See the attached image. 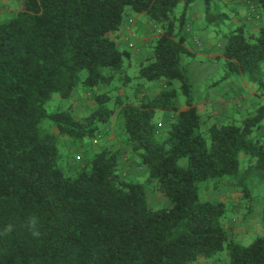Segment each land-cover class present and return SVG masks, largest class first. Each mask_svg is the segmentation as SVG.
Listing matches in <instances>:
<instances>
[{
  "label": "trees",
  "instance_id": "1",
  "mask_svg": "<svg viewBox=\"0 0 264 264\" xmlns=\"http://www.w3.org/2000/svg\"><path fill=\"white\" fill-rule=\"evenodd\" d=\"M195 1L22 0L13 17L0 20V264H191L224 251L231 264H264V232L247 245L229 238L223 225L229 207L201 200L198 186L233 181L241 151L264 171V136L258 135L264 128V25L257 33L230 29L221 57L226 72L220 81L257 85L256 108L241 124L206 128L185 74L193 56L188 10ZM202 1L206 26L219 33L229 14L217 7L219 0ZM255 9L264 23V0ZM131 13L156 28L152 53L134 76L126 73L131 53L117 44ZM133 81L134 102L113 99L116 86ZM159 81L165 88L147 94V85ZM173 81L181 82L184 110L176 109V90L167 88ZM79 87L92 93L95 107L87 115L77 118L70 104L48 111L54 94L65 102ZM156 111L172 116L163 140L156 136ZM113 117L120 144L101 146L74 175L66 173L59 137L92 141ZM46 120L57 132L43 127ZM123 154L146 169L145 185L158 189L168 206L150 208L144 184L122 177ZM183 158L186 167L179 165ZM262 205L264 231V198Z\"/></svg>",
  "mask_w": 264,
  "mask_h": 264
},
{
  "label": "rangeland",
  "instance_id": "2",
  "mask_svg": "<svg viewBox=\"0 0 264 264\" xmlns=\"http://www.w3.org/2000/svg\"><path fill=\"white\" fill-rule=\"evenodd\" d=\"M203 2V1H202ZM218 7H220L221 2L216 1ZM22 0H0V20L13 17L16 12L21 8ZM183 8V4H179L178 7L175 9V13L178 14ZM225 13L229 14L228 9H221ZM133 18L137 21L143 22H150L144 15L141 14H132ZM189 16V10H188ZM205 22V21H204ZM151 23V22H150ZM154 25V24H153ZM206 25V23H205ZM226 24L220 27L219 33L215 32V29L209 27L217 34L218 40L222 41L224 44L226 42V34L228 33V29L226 28ZM155 26V25H154ZM137 27V26H136ZM123 28V27H122ZM122 29L119 31L118 35ZM133 36L122 38L119 36L117 38V44L120 50H128L131 53V60L126 65V73L129 76H134L136 74L138 65L141 61V56L136 50L140 47V39L141 35L138 33L136 29L132 31ZM154 38L150 41V46L148 47V53H152V47L154 45L156 39V29L153 31ZM127 39V40H126ZM133 45V49L129 47V45ZM188 47L190 46V40L187 42ZM202 55H197L194 57L187 58L185 61L186 71L185 74L191 84L192 90V98L194 102L197 101V96L204 97V86L203 82L207 83H214L217 82L219 85L218 88H211L207 93L213 99L216 96V91L220 88L223 89L229 81H220L221 78L225 75L226 69L224 66V61L222 59H209ZM135 83L133 81L129 87L118 88L116 86L111 93L113 99L114 97L121 95L122 97L128 96L127 100L129 102H134L136 100V94L134 91ZM158 83V82H153ZM152 84V83H150ZM248 84V83H247ZM118 85V84H117ZM149 85V84H148ZM147 85V86H148ZM172 88L176 90L177 97L175 100V106L178 111L184 110L186 108V96L181 89V82L180 81H173ZM254 89H257V85L249 84ZM122 89V90H121ZM206 93V95H207ZM197 95V96H196ZM92 93L83 89L82 87L77 88L69 98L68 101H62L58 94H54L49 103L47 104L48 111H55L58 109H65L69 104L72 105L74 114L77 118H81L87 115L94 107L95 104L92 102L91 99ZM108 106L114 107V101L110 102ZM197 112L200 116L201 121L204 124V127H209L212 124H228V123H235L241 124V118L237 115L233 117L232 120H223L219 121L216 120L215 117H220L223 114L220 112V109L217 106H198ZM253 111L250 113L252 114ZM170 116L168 119L164 118L163 111H156L154 115V124L158 126L157 128V139L163 140L167 136L168 132V120L171 118ZM164 124L163 127L161 125ZM43 127L47 131L57 132L56 125L49 120H46L43 123ZM259 135V134H258ZM260 136V135H259ZM263 138V137H259ZM121 140L120 128H119V120L116 117H113L109 124L103 128L99 133V136L92 141L85 140L83 143L73 144L70 139L66 136L59 137L58 140V149H59V156H60V163L62 164L64 170L69 175H74L76 169L82 163L83 159L87 158V156L93 154L97 150L100 149L101 146L104 145H119ZM239 159V174L238 176L230 181L232 183L233 190L237 197L235 199L234 204L238 205L241 208V211L245 213L248 209L251 211L252 201L259 200L262 203L264 198V171L256 169L252 167L254 165V160L250 159V157L241 151L238 155ZM179 165L181 167H186L187 161L185 158L179 161ZM120 174L122 177L126 179L135 180L141 184H144L145 193H146V200L147 204L152 209H158L160 207L168 206V200L162 195V193L158 189H152L149 186L145 185V181L147 179L148 173L146 169H140L137 164V161L130 157L128 154H123L121 166H120ZM220 183H213V182H200L198 183L199 186V197L203 201L208 202H223L225 205H229V202L225 199L223 192L221 191ZM231 218V216L229 215ZM259 223H261V217H259ZM234 227V225H231ZM262 226V224H261ZM264 232V231H263ZM232 239L240 243L242 245H247L255 239V236L244 235L242 230H237L235 234H233ZM247 239H251L250 241ZM220 255H224L227 257V253L224 251ZM226 264H231L228 260Z\"/></svg>",
  "mask_w": 264,
  "mask_h": 264
},
{
  "label": "crops",
  "instance_id": "3",
  "mask_svg": "<svg viewBox=\"0 0 264 264\" xmlns=\"http://www.w3.org/2000/svg\"><path fill=\"white\" fill-rule=\"evenodd\" d=\"M220 8L229 10L230 20L228 21L226 28L228 30L242 26L247 31L257 33L258 30L264 25L261 15L259 18H255L250 15V7L253 5L257 8L258 0H220ZM218 7V5H217ZM205 5L202 0H196L189 8V16L187 20L186 30L190 36V46L193 56L197 55H208L209 59H221L222 48L224 43L218 40L217 34L212 29L205 25ZM137 26V27H136ZM136 29L141 35L140 47L136 50L141 56V60L151 55L148 53V47L150 41L154 38L153 31L156 29L155 26L150 22L137 21L130 16L125 22L122 31L119 36L122 38L132 37V31ZM127 40V39H126ZM132 45V44H130ZM129 45V47H130ZM130 48H134L133 45ZM191 57V58H192ZM204 86V97L196 95L197 101L195 102L196 108L198 106H217L220 109L222 116L215 117L216 120L222 121L232 120L235 115L239 116L243 120L256 108L259 99L257 89L249 86L244 80L234 78L226 83L223 89L216 91L215 98H211L208 95V91L213 87L215 90L218 88L217 82L212 84L203 82ZM164 87V82L159 81L158 83H152L147 86V94H154ZM165 88V87H164ZM172 89V86L167 87ZM207 93V95H206ZM164 118L168 119L171 114L163 112ZM164 124L161 125L163 127ZM158 128V126H156ZM260 136H264V128L259 132ZM221 191L223 192L225 199L229 202V209L226 218L223 221L224 228L228 232L229 238L232 239L233 234L237 230H242L244 235H252L256 237L263 235V228L259 223V217L262 216L263 205L257 201H252L251 211L246 216H243L241 208L234 204L237 194L233 190L232 183L229 180L224 179L219 184ZM231 216V218L229 217ZM231 225H234L232 227ZM251 240V239H247ZM228 258L226 256H217L209 260H199L191 264H226Z\"/></svg>",
  "mask_w": 264,
  "mask_h": 264
},
{
  "label": "clouds",
  "instance_id": "4",
  "mask_svg": "<svg viewBox=\"0 0 264 264\" xmlns=\"http://www.w3.org/2000/svg\"><path fill=\"white\" fill-rule=\"evenodd\" d=\"M30 224L33 226V228H36V226H37V219L35 217H33L30 220ZM33 236L39 237L40 236V232L38 230H34L33 231Z\"/></svg>",
  "mask_w": 264,
  "mask_h": 264
},
{
  "label": "built area",
  "instance_id": "5",
  "mask_svg": "<svg viewBox=\"0 0 264 264\" xmlns=\"http://www.w3.org/2000/svg\"><path fill=\"white\" fill-rule=\"evenodd\" d=\"M250 15L251 16H254L255 18H259V15H258V13H257V11H256V9H255V7L252 5L251 7H250ZM130 47H132V45H130Z\"/></svg>",
  "mask_w": 264,
  "mask_h": 264
}]
</instances>
